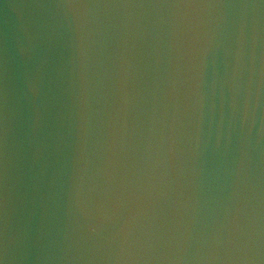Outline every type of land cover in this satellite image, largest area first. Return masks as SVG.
<instances>
[{
    "label": "water",
    "instance_id": "1",
    "mask_svg": "<svg viewBox=\"0 0 264 264\" xmlns=\"http://www.w3.org/2000/svg\"><path fill=\"white\" fill-rule=\"evenodd\" d=\"M0 198L3 264H264V0H0Z\"/></svg>",
    "mask_w": 264,
    "mask_h": 264
},
{
    "label": "snow or ice",
    "instance_id": "2",
    "mask_svg": "<svg viewBox=\"0 0 264 264\" xmlns=\"http://www.w3.org/2000/svg\"><path fill=\"white\" fill-rule=\"evenodd\" d=\"M185 6H194V5H185ZM0 199H2V198H0ZM0 206H2V205H0ZM0 264H3V261H0Z\"/></svg>",
    "mask_w": 264,
    "mask_h": 264
}]
</instances>
